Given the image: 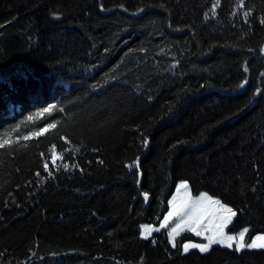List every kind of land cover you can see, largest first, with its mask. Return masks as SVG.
Masks as SVG:
<instances>
[{
    "label": "trees",
    "instance_id": "obj_1",
    "mask_svg": "<svg viewBox=\"0 0 264 264\" xmlns=\"http://www.w3.org/2000/svg\"><path fill=\"white\" fill-rule=\"evenodd\" d=\"M262 21L264 0H0V264H264L140 237L179 182L264 235Z\"/></svg>",
    "mask_w": 264,
    "mask_h": 264
},
{
    "label": "snow or ice",
    "instance_id": "obj_2",
    "mask_svg": "<svg viewBox=\"0 0 264 264\" xmlns=\"http://www.w3.org/2000/svg\"><path fill=\"white\" fill-rule=\"evenodd\" d=\"M242 4V0H238V6ZM207 15V14H206ZM264 22V21H262ZM56 105L53 104L48 108L44 109L45 113L51 114L53 110L56 109ZM63 111V109H60ZM29 119H32L29 117ZM56 127L55 124L49 123L46 125L44 131ZM31 135H38V133H32ZM24 139H29V137H24ZM13 143L12 139L0 138V149L5 148L6 146H11ZM147 139L144 140V144H147ZM59 157H54L53 160L58 159ZM67 167V165L65 166ZM132 167V165H128ZM45 171L48 169V165H44ZM187 183L184 182L178 186V190L183 188L187 190ZM147 198V194H144ZM169 211L168 214L164 217V222L161 225L163 227L168 223L170 218L176 216L180 223L176 225L169 232V242L172 243L173 247L175 244V237L179 235L181 231L185 228L188 231L194 232L196 236H203L204 240L207 241L206 244H196V243H185L183 245L184 252H188L189 248L198 249L200 252H207L213 244H222L226 247H233V242L235 243V251L240 252L243 248L254 249L262 248L264 249V235H256L252 237L251 243H244L245 234L248 232V229L245 228L241 231L238 236L227 235L224 231L225 227L230 223L231 218L236 215L232 208L228 207L226 204L221 203L219 199H214L209 196L207 193H201L198 198L192 200L191 198H185L179 203L176 202L174 198L172 201H169ZM213 221V227L208 228L205 225L208 221ZM159 231V229H151L150 225L141 226V235L144 238L145 231ZM211 233L206 234V233Z\"/></svg>",
    "mask_w": 264,
    "mask_h": 264
},
{
    "label": "rangeland",
    "instance_id": "obj_3",
    "mask_svg": "<svg viewBox=\"0 0 264 264\" xmlns=\"http://www.w3.org/2000/svg\"><path fill=\"white\" fill-rule=\"evenodd\" d=\"M182 183H184V182H179V183H177V185H176V187H175V189H174V192L172 193V195H171L170 198L168 199V201H167V211H166V213L164 214V216H163V218L161 219V221L159 222L158 226L154 227V226L150 225V226H151V229H159V230H164V229H165V230L167 231L168 240H169V232H170L173 228H175L176 225H177L178 223H180V220H178L176 216H173L172 218H170V220L168 221V223H167L166 225H164L163 227H161V225H162L163 222H164V217L168 214V211H169V208H170V206H169V201H172L174 198L176 199V202H177V203H179L181 200H183V199H185V198H191L192 200H195V199L198 198V197L200 196V194H201V193H200V194H198V195H193V194L191 193L190 189H189V186L187 187V190H185V189H183V188H180V189L178 190V186L181 185ZM187 185H188V184H187ZM208 195H209V194H208ZM209 196H211V195H209ZM211 197H212V196H211ZM213 198H214V197H213ZM214 199H216V198H214ZM234 217H235V216H233V217L231 218L230 223L225 227L224 231H225V233H226L227 235L238 236L239 233H238V234H230V233L228 232V227H229V225L231 224V222H232V220H233ZM205 227H208V228L213 227V221L209 220L208 223L205 225ZM154 232H156V231L153 230V231H150V233H149V231H145V236H147V238H148V237H150ZM206 234H209V235H210L211 233L209 232V233H206ZM182 235H190V236H192L193 238L199 240V241L186 240V241L182 242V244H181V252H182L183 254H186V253H188V252H190V251H193V250H196V251L200 252L198 249H193V248H189L188 252H184V250H183V245H184L185 243H196V244H206V243H207V241L204 240L203 236H196V235L194 234V232L188 231L186 228H185L183 231H181V232L179 233V235H177V236L175 237V243H176V241L178 240V238H179L180 236H182ZM258 235H263V234H258ZM255 236H256V235H255ZM140 237H141L142 239H147V238H144V236L141 235V226H140ZM245 239H246V234H245V238H244V243H245V244H247V243H251V239H252V238H251L249 241H247V242H246ZM235 243H236V242H233V247H234V248H235ZM170 244L172 245V243H170ZM172 246H173V245H172ZM213 247H222V248L230 249L229 247H226V246H224V245H222V244H213V245L210 247V249L213 248ZM231 248H232V247H231ZM210 249H209L207 252H209ZM243 249H247V250H264V249H262V248H254V249L243 248ZM207 252H205V253H207ZM200 253H202V252H200Z\"/></svg>",
    "mask_w": 264,
    "mask_h": 264
},
{
    "label": "water",
    "instance_id": "obj_4",
    "mask_svg": "<svg viewBox=\"0 0 264 264\" xmlns=\"http://www.w3.org/2000/svg\"><path fill=\"white\" fill-rule=\"evenodd\" d=\"M143 198H144V202H145V204L148 205V202H149V198H148V196H147V198H146L145 196H144Z\"/></svg>",
    "mask_w": 264,
    "mask_h": 264
}]
</instances>
